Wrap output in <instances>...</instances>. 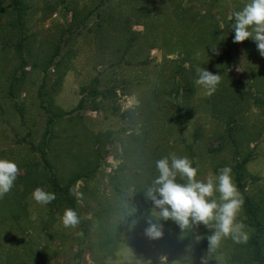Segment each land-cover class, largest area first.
Returning <instances> with one entry per match:
<instances>
[{"label": "rangeland", "instance_id": "374dc122", "mask_svg": "<svg viewBox=\"0 0 264 264\" xmlns=\"http://www.w3.org/2000/svg\"><path fill=\"white\" fill-rule=\"evenodd\" d=\"M23 1L19 33L11 0H0V159L19 167L0 198V264H120L129 254L134 264H159L161 254L169 264H242L245 243L225 238L210 250L202 224L182 232L163 222L156 240L126 227L114 185L130 180L127 191L140 198L158 175L155 162L175 154L192 160L199 180L231 167L242 194L236 174L248 157L242 183L264 220V57L252 38L234 43L232 28L249 0ZM215 22L227 37L221 44ZM19 36L29 43L22 59ZM198 68L221 75L211 96L195 84ZM50 103L66 113L45 137ZM79 172L87 174L75 186L82 198L72 196L87 226L66 229L59 217L71 204L51 179L66 184ZM37 187L56 199L36 203ZM240 218L250 237L244 207Z\"/></svg>", "mask_w": 264, "mask_h": 264}, {"label": "clouds", "instance_id": "9594fccd", "mask_svg": "<svg viewBox=\"0 0 264 264\" xmlns=\"http://www.w3.org/2000/svg\"><path fill=\"white\" fill-rule=\"evenodd\" d=\"M233 16V42L242 43L252 38L259 54L264 57V0H249ZM197 77L195 84L204 87L208 96L216 91L221 82L220 74L206 68H198ZM155 168L158 175L144 191L145 200L152 204L148 226L144 229L149 239L162 238L163 222L171 220L182 232L202 224L211 232L207 236L210 250L218 248L225 238H231L235 243H247L249 235L243 219L240 218L244 198L234 183L231 167L224 166L215 177L199 180L198 168L193 166L189 157L171 154L158 159ZM18 174L19 167L16 163L0 159V198L11 191ZM178 177L184 182H178ZM69 192L77 199L82 198V193L75 189L70 188ZM32 198L40 205H48L56 199V194L37 187L32 192ZM59 219L66 229H75L81 222L73 208L64 209ZM125 262L134 264L133 257L126 255L120 264ZM159 264H169L167 255L159 256Z\"/></svg>", "mask_w": 264, "mask_h": 264}, {"label": "trees", "instance_id": "16d2710c", "mask_svg": "<svg viewBox=\"0 0 264 264\" xmlns=\"http://www.w3.org/2000/svg\"><path fill=\"white\" fill-rule=\"evenodd\" d=\"M12 3V11L13 15L15 17L13 20H11L10 25L19 30V33H24L25 29V14H26V4L23 0H11ZM3 10H6L5 8H2ZM212 36L213 39L217 43H222L221 37H224V41H226L227 37L224 33V30L220 26V24L217 22L214 23V28L212 30ZM26 39L24 36H19L17 41L15 42L16 50L20 56V59L25 58V49L27 46L29 47V43L25 42ZM61 48L62 46L58 44L56 46V50L52 55V58L49 60L48 67L55 64V59L60 56L61 54ZM228 57H230V53L227 54ZM25 66V65H24ZM48 69V68H47ZM17 78L13 76L12 81L10 82V88H9V94L11 97L15 98L16 96L13 95L14 88H17L16 85ZM93 91H97V87L94 86ZM85 104V99L82 98L80 100L79 106H83ZM44 109L46 110L48 114V125L47 130L45 133V137L48 136L49 133H51L53 129V125L55 124V120L60 119L63 117L65 110L61 108H54L53 104L50 103L49 105L43 104ZM97 109V108H94ZM49 147V143L46 141L42 142L41 146H37V148L42 150L43 158L46 161V164H49L48 158H47V149ZM249 158L245 157L242 161L239 162V168L236 174V180L238 181L240 185V189L242 191V196L244 198V209H245V215L246 219L245 222L252 226L254 228V232L249 237L247 243L244 245V258L242 260V264H264V220L261 218V213L263 211V205L262 202L253 195H249L245 190V183H242V178L246 173V163ZM86 172H79L73 176H70L69 181L66 184H61L60 181L56 178H52L51 181L53 183V188L59 192V195H64L65 199L69 200L71 204V208L77 211L76 206V200L70 194L69 189H75L76 183L84 177ZM34 184L37 183L36 179L33 180ZM32 181V182H33ZM131 185L130 180H118L115 185V193L119 200V202L122 204L121 208V214L123 215L124 221L126 222V227L130 229H135L136 232L144 231V229L148 226L147 220L148 216L151 214L152 211V204L150 201H146L144 198V194H141L140 198L133 196L130 194L127 190ZM140 195V194H139ZM140 199V201H138ZM60 201L63 202L64 199L60 198ZM78 213V211H77ZM80 216V224L82 227L87 226V220ZM155 219V217H153ZM155 222V221H154ZM186 241H188V238L185 239V241L180 242L177 244L172 251V255H177L181 252V250L184 248Z\"/></svg>", "mask_w": 264, "mask_h": 264}]
</instances>
